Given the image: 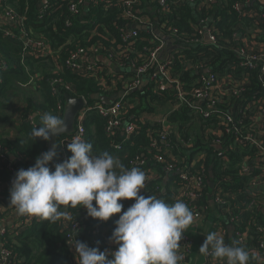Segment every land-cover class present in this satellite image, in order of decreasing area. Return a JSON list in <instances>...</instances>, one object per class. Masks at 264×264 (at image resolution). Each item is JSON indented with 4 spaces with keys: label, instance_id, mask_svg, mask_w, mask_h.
<instances>
[{
    "label": "trees",
    "instance_id": "obj_1",
    "mask_svg": "<svg viewBox=\"0 0 264 264\" xmlns=\"http://www.w3.org/2000/svg\"><path fill=\"white\" fill-rule=\"evenodd\" d=\"M75 1L0 0V144L18 160L17 171L33 166L37 156L48 151V140H35L30 136L34 127L30 116L38 125L45 113L62 118L65 94L83 97L88 109L83 120L84 140L93 144L94 155L108 151L128 169L139 167L147 177L141 194L155 195L169 204L182 200L184 181L176 171L186 165L190 173L203 179V196L196 204L208 206L202 215L209 218L211 231L224 229L228 244L238 239V232L245 233V242H240V246L264 258L261 245L264 241V191L254 188L257 180L264 179L260 176L263 168L256 169L264 165V161H257L256 146L239 141L236 131L237 128L247 135L254 133L255 126L264 130L258 125L255 108H247L250 101H263L264 91L257 71L240 65L241 60L234 50L240 42L238 36L252 37L251 32H255L264 38V18L259 20L250 13L252 8L258 12H264V8L259 4L243 8L244 11L233 7L236 1L244 0H217L209 5L188 0H163V3L161 0H85L78 6L79 12L74 13L70 5ZM126 1H131V5H126ZM7 10L16 14L17 22L4 18ZM205 18H210L214 26L215 42L200 40V21ZM136 24L157 26L159 39L151 30L132 27ZM132 31L136 35L126 36ZM166 38L174 39L177 45L167 73L170 79L181 81L184 91L195 88L198 78L209 73L202 71L204 67L244 87L245 91L242 96L223 97V102L206 116L196 104L190 106L181 102L176 88L158 89L156 82L146 76L144 86L130 89V94L117 100L122 108L116 118L123 125L130 122L135 125V130L126 136L123 126L111 125L109 116L98 113L99 105L110 104L93 95H115L123 88L124 80L137 77L136 69L129 64L139 67L148 63L152 49L161 42L167 43ZM193 38L198 39L197 44L185 43ZM37 40L45 41L48 50L34 47ZM80 48L90 58L92 50L97 48L99 54L110 57L111 64L91 62L89 58V61L80 60L85 65L81 71L73 68L69 65L70 57ZM27 50L34 54H26ZM119 65L133 70L124 68L125 72L121 73L112 67ZM148 71L155 72V67L150 66ZM157 114L166 117L167 122H160L163 117L159 120L152 117ZM229 116L234 120L229 121ZM5 127L8 131H4ZM163 131H167L164 139ZM61 139L57 143L58 156L49 165L53 171L56 163L72 155L67 145L61 146ZM219 140L222 148L216 146ZM170 153L179 155L178 160H173ZM139 160L144 162L141 164ZM247 163L256 170H245ZM169 167L173 170L168 171ZM10 179L11 174L0 165V212L3 211V215L15 212L10 205ZM217 196L225 203H216ZM132 201H122L123 210ZM80 207L61 206L60 210L70 213L71 220L50 223L30 216L26 229L19 230L20 221L18 226L5 230L0 241L11 252L10 264H77L66 242L67 227L72 221H78L79 227L89 232L91 242L101 246L111 242L109 238L120 214L101 221L89 217L87 210ZM213 264L226 262L218 259ZM249 264H260V261L252 259Z\"/></svg>",
    "mask_w": 264,
    "mask_h": 264
},
{
    "label": "clouds",
    "instance_id": "obj_2",
    "mask_svg": "<svg viewBox=\"0 0 264 264\" xmlns=\"http://www.w3.org/2000/svg\"><path fill=\"white\" fill-rule=\"evenodd\" d=\"M68 128L66 119L45 113L30 136L47 141ZM70 141L67 148L72 155L56 163L54 171L49 165L58 156L57 145L37 156L33 166L16 172L10 188V205L16 212L50 223L71 220L68 211L60 210L62 205H79L89 217L101 221L120 214L109 238L118 247L101 251L76 238L71 246L78 264H180L184 260L180 241L194 222L187 204L182 200L169 204L155 195L141 194L147 177L139 167L128 169L108 151L94 155L93 144L79 135ZM124 200L134 202L123 210ZM205 235L199 248L202 255L226 264H249L252 259L264 264L258 252L240 246L238 240L228 244L217 231Z\"/></svg>",
    "mask_w": 264,
    "mask_h": 264
},
{
    "label": "built area",
    "instance_id": "obj_3",
    "mask_svg": "<svg viewBox=\"0 0 264 264\" xmlns=\"http://www.w3.org/2000/svg\"><path fill=\"white\" fill-rule=\"evenodd\" d=\"M85 0H77L75 1L73 4L70 5V9L73 10L74 13H78L79 9L78 6L80 4H82ZM104 1V0H102ZM185 1V0H183ZM190 2H192L193 4H195L198 1H201L202 4L204 5H209L212 2H216L217 0H188ZM161 2L163 3V0H161ZM126 5H131V1H126L125 2ZM260 5L262 8H264V0H244V2H240V1H236L233 5V7L236 10H243V8L245 9L246 7H253L256 5ZM246 10V9H245ZM253 12H250L251 14H254V16H256L259 20L264 18V12H258L255 8L250 9ZM248 11V10H247ZM127 15L130 14L129 11L126 12ZM4 18L7 19L8 21L15 23L18 21V17L16 16V14L13 13L12 10H7L4 13ZM137 18V17H135ZM139 22H143L142 19H139ZM142 25H147L149 27H154V25H149V24H142ZM200 25L201 28L198 30V35L200 37V40H205L207 42H215L217 37H216V33L214 31V26L211 25V21L210 18H205L203 20L200 21ZM152 31V30H151ZM154 32V31H152ZM10 33V32H8ZM155 33V32H154ZM22 34H24L25 36L27 35L26 31L23 30ZM155 37L159 39V37L157 36V33H155ZM136 35L135 31L130 32L129 34H126V36H134ZM12 36H14L12 34ZM251 36L252 37H248V36H238L239 39V44L238 46L234 49L236 54L238 55V57L240 58L241 62L240 65L242 66H247L249 68L255 69L258 73V79L261 81L262 83V88L264 91V38L261 39V36L258 33L255 32H251ZM258 37V38H257ZM28 42H32V40L27 39ZM198 39H191L185 43H192V44H197ZM34 47H40L42 50L47 51L49 46L48 44L45 43V41L43 40H37L34 43ZM177 47V45H176ZM164 48V43L161 42L159 44H157L151 51L150 56H149V61L146 64H143L139 67H136L135 64H129V66H131L132 68L136 69V73H137V77L132 81V83L130 82L128 91H130V89H135L137 87H139L141 80L143 78V76H147L150 77L152 80H154L157 84V88L158 89H164L166 86H173L174 88H176L177 92H178V97L179 100L185 104H188L190 106H193L194 104H196L202 113H204L206 116H208L210 114L209 111H212L214 108L218 107V104H220L221 102H223V97H230L232 95L234 96H242L245 88L241 87L237 84H233L231 83V81H229L228 78L224 77L221 78L218 76L217 73H211L210 72V68L208 67H204L202 69L203 72H206L208 74H204L201 75L198 78V84L195 88H193L190 91H184L183 89V85L181 83L180 80H173L169 78V75L167 73L168 70V66L171 63V59L172 56H170L167 59H162L160 56V52L163 50ZM24 49H27V44L24 45ZM92 56H96L98 55V50L97 48H94L92 50ZM26 54H34V52L31 50H27L25 51ZM41 54H44V52H40ZM40 53H38L39 55H41ZM111 56V55H110ZM90 56H87L85 54V50L83 48L78 49L75 53H73L70 57L69 60V65H71L73 68L81 71V69H83L85 67L84 64H82V62L80 60H88ZM108 59H110V57L107 56ZM150 66L155 67V72L153 71H148ZM130 67V68H131ZM208 70V71H206ZM0 84H1V79H0ZM68 89H71L69 86H66ZM86 100V99H85ZM87 102V100H86ZM254 107L255 111H257V121H258V125L260 128L264 127V100H256V101H250L247 104V108H251ZM122 108V103L120 101H116L111 103L108 106L105 105H99L97 107L98 109V113L101 115H105V116H109L111 119V125H117V126H123V131L124 134L126 136H129L134 130H135V125L133 123H127L125 125L121 124V122L119 121V119H117L116 117L120 114V110ZM233 109L235 108V105H233ZM86 109V105L85 107L81 110L80 114L77 117L76 120V125H75V132L73 134H71L68 137H63L60 141L61 146L65 147L68 143H70L71 139H73L75 136L79 135L83 140H84V133H85V128L83 126V120L85 118V115L87 113ZM244 110V109H242ZM63 110L60 112V115H62ZM261 114V116L259 117L258 114ZM234 115V114H233ZM113 118V119H112ZM229 121H233L234 118L232 116L228 117ZM34 126H36V123H34V121H32ZM161 123L165 124L167 122V118L163 117L160 120ZM169 129V128H167ZM237 131V135L239 137V141H248L250 144L255 145L256 148L258 149V156H257V161H264V137L262 138L261 136H264V130L261 129L258 130L257 126L254 127V133H250V134H243L241 131H239L236 128ZM162 139H164L167 136V131H163L161 133ZM217 147L222 148L221 142L219 140V142H217L216 144ZM169 153V151L167 152ZM10 155L5 148L0 144V165L4 166L7 170V172H9L11 174V179L10 182H12L13 178L15 177V174L17 172L16 169V163H18V160L11 159ZM61 156L66 159V155L65 153H61ZM170 156L173 158V160L179 158V155H173L172 153H170ZM159 160L162 159V157H158ZM139 162L142 164L144 161L139 160ZM264 165L262 166H256V169H260L262 170L260 176L264 177ZM173 167V166H172ZM172 167L168 168V171H172L174 169H172ZM245 170H256L254 166H249V164H246L244 166ZM177 174L181 175L184 181V186L181 188V194L180 197L182 198V201L185 202L187 204V206L193 211L194 213V219L198 218L199 216L202 215L203 212L206 211V209L208 208L207 205H201V206H197L196 201L201 199V197L203 196V192H202V188L204 185L203 179L200 175L198 174H193L190 173L188 171V167L185 165L184 168L182 170H177L176 171ZM256 184V183H255ZM134 201L131 202V204ZM216 203L219 204H224L225 201L220 197L217 196L215 199ZM262 205L264 206V201L262 203ZM16 211V210H15ZM24 216H22L23 218ZM27 218V220L25 219ZM25 218L23 220H21L20 224V228L19 230H24L27 228V226L30 224L31 222V218L30 216H25ZM16 227V226H15ZM68 230L66 232V242L68 244V246L70 247L71 251L73 252V255L75 257V260L77 262V258H76V254H75V249L71 246V244H74L76 238H78L77 236V230L79 229V222L78 221H72L71 223L68 224ZM233 230V227L230 228V231ZM217 232H219L220 234H222L224 236L225 234V230L220 228L216 229ZM5 231L2 232V234H4ZM244 234L245 233H237V240L240 241L241 243L245 242V238H244ZM181 246H180V253L183 254L184 256V260L180 262V264H189V254L191 251V243H190V239L188 238V236L186 234H183V239L180 241ZM262 246H264V241L261 243ZM11 252L10 250H8L4 244L0 241V264H10L11 263ZM208 261L206 264H213V263H217L218 259L212 257L211 255H208ZM226 262V261H224ZM78 264V262H77Z\"/></svg>",
    "mask_w": 264,
    "mask_h": 264
},
{
    "label": "crops",
    "instance_id": "obj_4",
    "mask_svg": "<svg viewBox=\"0 0 264 264\" xmlns=\"http://www.w3.org/2000/svg\"><path fill=\"white\" fill-rule=\"evenodd\" d=\"M176 44L174 39H172L171 42H168L164 44V48L163 50L160 52V56L162 59H167L172 55V52L174 49H176ZM90 58V57H89ZM107 56L105 55H101L98 54L96 56H93L90 58V61L93 62L95 61H101L104 63H110V59H108ZM89 61V60H88ZM111 64V63H110ZM116 71L118 72H125L124 68H127L128 70H133L130 67H124V66H112ZM122 77L124 75H121ZM134 79L132 78H127L126 80H124L123 82V88L119 89V91H117V93L115 95H117L120 92H124L125 96L130 94V91H128L130 82L132 83ZM147 77L143 76L141 83L139 85L140 86H144L143 83L146 84ZM113 83H117V82H113ZM137 87V88H139ZM137 88H135V90H137ZM28 89H32V87H29ZM134 90V91H135ZM115 95H103V96H108L110 99L113 98ZM122 97V96H121ZM120 98V97H119ZM118 99L112 101L111 103L117 101ZM110 103V104H111ZM262 113L258 114L259 117L261 116ZM18 116V113H17ZM163 117V115L161 116H157L156 119H161ZM17 118V117H16ZM31 122L34 121V117L30 116ZM33 124V122H32ZM34 126V124H33ZM37 127H39L38 124H36ZM4 131H8V127L4 128ZM15 134L13 133L12 136H14ZM220 148V147H217ZM248 164V163H247ZM256 184L254 185V188L258 189V190H262L264 191V179L261 180H257L255 182ZM0 238L2 235V232L12 228L14 226H18L19 222L22 219V216L19 215L16 211L9 214V215H3V211L0 212ZM208 232H211V223L209 218L206 216H199L198 218L194 219V222L187 228L186 232L184 234H186L188 236V238L190 239V243H191V251L189 254V264H206L207 263V259L208 257L205 255L200 254L199 252V248L200 246L203 244L204 240L206 239V235ZM77 236L79 237V240L86 242L90 247H98L101 251L104 250H115L118 246L112 242H109L107 245L105 246H101L98 244H95L93 242L90 241V235L89 232H87L83 227H79V229L77 230ZM111 258V257H109Z\"/></svg>",
    "mask_w": 264,
    "mask_h": 264
},
{
    "label": "water",
    "instance_id": "obj_5",
    "mask_svg": "<svg viewBox=\"0 0 264 264\" xmlns=\"http://www.w3.org/2000/svg\"><path fill=\"white\" fill-rule=\"evenodd\" d=\"M43 3H46V0H43ZM132 27L143 29V30H152L157 34H160L159 28L157 26L154 27H149L147 25H142V24H136L133 25ZM168 42H171L172 39L166 38ZM108 60V59H107ZM208 71V70H206ZM144 84V83H143ZM141 88V87H139ZM137 88V89H139ZM124 97L125 93L120 92L117 95H115L113 98H109L108 96H103L99 94L93 95V97L97 99H101L103 102L110 104L112 101L118 99L119 97ZM86 105V100L83 97H76L71 94H65V99H64V112L62 114V118L66 119V123H68V131L65 133H62L60 136H52L50 140H48V150H50L53 145H57L58 140L60 138L68 137L71 134L75 132V125H76V120L78 115L80 114L81 110L85 107ZM11 159H14L13 155H10Z\"/></svg>",
    "mask_w": 264,
    "mask_h": 264
},
{
    "label": "rangeland",
    "instance_id": "obj_6",
    "mask_svg": "<svg viewBox=\"0 0 264 264\" xmlns=\"http://www.w3.org/2000/svg\"><path fill=\"white\" fill-rule=\"evenodd\" d=\"M174 41H175V40H174ZM25 88H26V87H25ZM25 88H24V89H25ZM94 95H95V94H94ZM99 95H100V94H99ZM12 113H13V109L10 110V114H12ZM157 116H160V114H157V115L152 116V117H157Z\"/></svg>",
    "mask_w": 264,
    "mask_h": 264
}]
</instances>
